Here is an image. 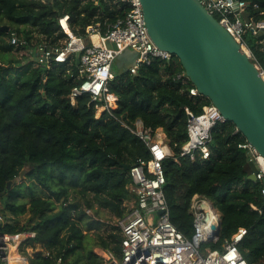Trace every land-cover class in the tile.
Masks as SVG:
<instances>
[{
	"label": "trees",
	"instance_id": "obj_1",
	"mask_svg": "<svg viewBox=\"0 0 264 264\" xmlns=\"http://www.w3.org/2000/svg\"><path fill=\"white\" fill-rule=\"evenodd\" d=\"M244 1L252 20H264V0ZM126 12L120 0H0L2 232L35 233L20 247L30 264H57L60 258L62 264H105L99 251L120 257L123 237L111 222L127 214V201L135 197L125 165L151 159L146 143L126 126L140 118L146 127L161 128L172 150L164 161V189L177 228L193 235L191 204L199 195L214 204L222 222L219 240L203 249H222L244 227L241 253L249 264H264L262 183L247 178L248 154L239 147L246 138L226 121L212 131L210 158L180 155L188 139L186 108L199 114L211 102L189 94L193 84L178 77L184 68L177 57H153L137 74L115 66L108 89L117 97L116 107L97 118L96 105L102 103L90 94L70 101L83 80L75 55L47 64L15 55L40 44L63 46L69 39L59 22L64 15L74 34L86 36L88 26L100 23L105 33ZM12 32L25 43L12 44ZM250 35L246 41L255 53L260 44ZM26 166L29 171L17 182Z\"/></svg>",
	"mask_w": 264,
	"mask_h": 264
},
{
	"label": "built area",
	"instance_id": "obj_2",
	"mask_svg": "<svg viewBox=\"0 0 264 264\" xmlns=\"http://www.w3.org/2000/svg\"><path fill=\"white\" fill-rule=\"evenodd\" d=\"M120 1L127 6L126 15L109 25L105 33L100 23H97L88 26L86 36L76 35L70 29L69 15H64L59 22L69 35L65 44L55 48L40 44L36 50L29 53L38 64H47L66 63L76 52H80L79 77L83 80L73 87L70 101L75 104L78 97L90 94L92 101L102 103L96 105L97 118L104 110L116 107L117 97L109 91L108 83L114 78L113 65L120 53L126 49L139 53L136 64L129 68L132 74H137L140 66L149 63L153 57L168 61L174 57L171 53L159 49L153 42L141 0ZM200 1L241 44L264 79V67L246 41L247 34L258 38L264 32V20L254 21L250 18V22H246L243 14L247 3L244 0ZM10 41L16 46L25 43L16 32L11 33ZM258 42L264 51V41L258 39ZM113 43L117 44V48L113 47ZM178 77L184 83L189 80L185 72L180 73ZM188 91L192 96H202L194 85L190 86ZM186 112L188 139L183 144L180 155L188 156L192 160L198 156L208 159L211 156L212 131L227 120L213 103L204 105L199 114L190 108H186ZM126 126L146 143L151 159H139L129 168L132 178L130 190L135 197L127 201V214L111 222L120 229L123 237L121 256L99 251L105 264H249L239 248L247 234L244 227L226 239L222 249H203V245L209 243L207 241L213 234V226L218 225L220 218L219 211L210 200L199 195L193 197L191 211L194 215V233L191 237H187L177 228L172 222L164 189V161L173 153L165 136H158V133L163 131L161 128L153 130L146 127L140 118L132 126ZM239 147L246 150L248 158L256 163V178L262 183L261 193L264 200V156L247 140L240 143ZM86 212L89 215L93 213L91 209ZM0 221L2 224L5 222L1 214ZM34 235V232L14 235L0 233V264H30L29 258L21 252L20 247L27 237ZM218 240L219 236H215L210 242ZM14 245L16 253L13 257L11 248ZM57 264H62V258L58 259Z\"/></svg>",
	"mask_w": 264,
	"mask_h": 264
},
{
	"label": "water",
	"instance_id": "obj_3",
	"mask_svg": "<svg viewBox=\"0 0 264 264\" xmlns=\"http://www.w3.org/2000/svg\"><path fill=\"white\" fill-rule=\"evenodd\" d=\"M146 25L153 42L177 57L186 76L199 93L210 100L225 119L264 156V79L241 44L220 24L200 0H141ZM249 4L244 18L250 22ZM9 30L8 27H6ZM264 41V32L258 36ZM117 48V44L113 43ZM80 52L75 53L80 64ZM139 53L126 49L113 68L136 64ZM51 61V59L49 60ZM159 137H164L162 132ZM130 165H125L129 170ZM247 178L257 181V166L248 158ZM29 166L22 169L24 179ZM12 181L8 182V189ZM5 192L0 193V200ZM221 217L207 242L220 235ZM0 221V233L2 229Z\"/></svg>",
	"mask_w": 264,
	"mask_h": 264
},
{
	"label": "rangeland",
	"instance_id": "obj_4",
	"mask_svg": "<svg viewBox=\"0 0 264 264\" xmlns=\"http://www.w3.org/2000/svg\"><path fill=\"white\" fill-rule=\"evenodd\" d=\"M250 38H251V35L247 34L246 35V39L249 40ZM14 52H15V55L17 56L18 59H20L22 61H25V62L30 60V56L31 55L29 54L28 49H18V50H15ZM255 55H256V57L258 58L259 61H262V64H263L264 63V51L262 50L261 47H257V49L255 50ZM16 180L18 182V181H20V178H17ZM27 216H28V214L23 216V221L22 222H26L27 221ZM113 219H114L113 217H111V218L109 217L107 220H113ZM24 235H26V234H24ZM13 248H12V252L16 253V247L14 246Z\"/></svg>",
	"mask_w": 264,
	"mask_h": 264
},
{
	"label": "bare ground",
	"instance_id": "obj_5",
	"mask_svg": "<svg viewBox=\"0 0 264 264\" xmlns=\"http://www.w3.org/2000/svg\"><path fill=\"white\" fill-rule=\"evenodd\" d=\"M14 246H15V245H14ZM14 246H13V247H14ZM13 247H12V248H13ZM15 247H16V246H15ZM12 248H11V256H13V257H14V255H15V252H12ZM13 249H14V248H13Z\"/></svg>",
	"mask_w": 264,
	"mask_h": 264
},
{
	"label": "crops",
	"instance_id": "obj_6",
	"mask_svg": "<svg viewBox=\"0 0 264 264\" xmlns=\"http://www.w3.org/2000/svg\"><path fill=\"white\" fill-rule=\"evenodd\" d=\"M160 130L163 131L162 129H160ZM163 133H164V131H163ZM164 136H165L164 138L166 139V135H165V133H164ZM0 206H1V204H0Z\"/></svg>",
	"mask_w": 264,
	"mask_h": 264
}]
</instances>
